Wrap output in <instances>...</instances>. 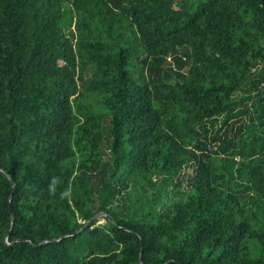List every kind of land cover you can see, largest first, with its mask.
I'll use <instances>...</instances> for the list:
<instances>
[{
    "label": "trees",
    "instance_id": "1",
    "mask_svg": "<svg viewBox=\"0 0 264 264\" xmlns=\"http://www.w3.org/2000/svg\"><path fill=\"white\" fill-rule=\"evenodd\" d=\"M0 167V264H264V0H0Z\"/></svg>",
    "mask_w": 264,
    "mask_h": 264
},
{
    "label": "water",
    "instance_id": "2",
    "mask_svg": "<svg viewBox=\"0 0 264 264\" xmlns=\"http://www.w3.org/2000/svg\"><path fill=\"white\" fill-rule=\"evenodd\" d=\"M0 170L3 171V172L8 176V178L10 179V181H11V183H12V191H11V193H10V195H9V211H10V216H11V228H12L14 217H13V213H12L11 199H12L13 191H14V188H15V182L13 181L12 177L10 176V174H9V172H8L7 170H5V169H3V168H1V167H0ZM106 215H107V214H106L105 212H102V211L95 213V214H94V215H93V216H92V217H91V218H90V219L84 224V226H83L82 228H80V229L74 231L73 233H77V232L81 231L82 229H84V228H86V227H88V226H90V225H92V224H94V223L99 222V219H101L103 216H106ZM71 234H72V233H71ZM65 236H67V235H65ZM65 236H63V237H61V238H59V239L51 238V239H48V240H44V241H42L40 244H43V243H45L46 241H49V240H51V241H57V240H60V239L64 238ZM6 241H7V238H6ZM139 263H140V264H143V261H142V250H141L140 255H139ZM166 263H167V261L164 262V263H162V264H166Z\"/></svg>",
    "mask_w": 264,
    "mask_h": 264
},
{
    "label": "rangeland",
    "instance_id": "3",
    "mask_svg": "<svg viewBox=\"0 0 264 264\" xmlns=\"http://www.w3.org/2000/svg\"><path fill=\"white\" fill-rule=\"evenodd\" d=\"M66 32L69 33V29L68 28H66ZM100 222H103V220H100Z\"/></svg>",
    "mask_w": 264,
    "mask_h": 264
}]
</instances>
